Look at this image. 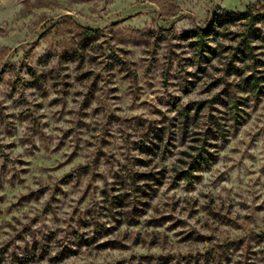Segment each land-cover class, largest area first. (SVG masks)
I'll use <instances>...</instances> for the list:
<instances>
[{
	"label": "rangeland",
	"instance_id": "374dc122",
	"mask_svg": "<svg viewBox=\"0 0 264 264\" xmlns=\"http://www.w3.org/2000/svg\"><path fill=\"white\" fill-rule=\"evenodd\" d=\"M0 264H264V0H0Z\"/></svg>",
	"mask_w": 264,
	"mask_h": 264
},
{
	"label": "trees",
	"instance_id": "16d2710c",
	"mask_svg": "<svg viewBox=\"0 0 264 264\" xmlns=\"http://www.w3.org/2000/svg\"><path fill=\"white\" fill-rule=\"evenodd\" d=\"M259 4H253L249 5L246 9V12L244 14H233L228 16L227 21L231 22H242L249 17L253 15V9L257 8ZM212 34L211 31H202L197 32L195 34H192V36L198 38L197 40V46L200 52H204L205 49H210L208 46V37H210ZM245 83L248 85V88H251L252 92H256L258 89H260V86L258 84V80H255L252 82V80L247 79L245 80ZM210 165L209 159L202 154L197 156L195 160L192 162V166H195L196 168H191L193 172H198L204 169V167H208ZM182 178H185L187 181L191 182L193 180V176L187 171L184 172L181 176Z\"/></svg>",
	"mask_w": 264,
	"mask_h": 264
}]
</instances>
